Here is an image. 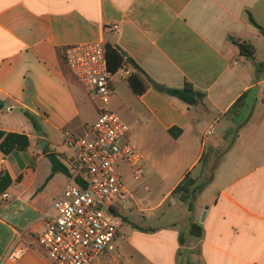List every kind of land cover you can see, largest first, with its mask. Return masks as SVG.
Here are the masks:
<instances>
[{
    "label": "crops",
    "instance_id": "1",
    "mask_svg": "<svg viewBox=\"0 0 264 264\" xmlns=\"http://www.w3.org/2000/svg\"><path fill=\"white\" fill-rule=\"evenodd\" d=\"M250 16L264 29V0H0V130L30 139L24 151H0V174L13 181L0 200V264H53L37 236L74 173L66 136L84 135L102 107L64 49L99 40L142 71L113 74L111 106L145 175L121 171L119 233L92 264H264V34ZM239 43L254 47V61ZM145 75L204 98L189 105ZM51 157L62 170L52 172ZM187 175L204 186L182 201L173 191ZM16 245L27 248L20 258L10 257Z\"/></svg>",
    "mask_w": 264,
    "mask_h": 264
},
{
    "label": "built area",
    "instance_id": "2",
    "mask_svg": "<svg viewBox=\"0 0 264 264\" xmlns=\"http://www.w3.org/2000/svg\"><path fill=\"white\" fill-rule=\"evenodd\" d=\"M64 56L86 91L99 96L101 114L84 135L67 134V142L75 150L74 173L62 195L53 201L55 214L45 216L46 228L37 240L53 264H92L106 254L119 233L116 209L128 197L120 163H127L136 182L144 178L145 169L143 155L135 145L120 146L130 128L111 106L113 74L106 42L66 46ZM26 249L16 245L10 257L20 258Z\"/></svg>",
    "mask_w": 264,
    "mask_h": 264
},
{
    "label": "trees",
    "instance_id": "3",
    "mask_svg": "<svg viewBox=\"0 0 264 264\" xmlns=\"http://www.w3.org/2000/svg\"><path fill=\"white\" fill-rule=\"evenodd\" d=\"M250 21L264 34V29L259 26L254 19L250 16ZM240 52L243 56L247 57L249 60H255V51L254 47L247 43H239ZM107 58L109 70L112 74H115L118 70L122 68L133 67L139 72H142L140 67L135 63V61L129 57H126V54L117 47H112L107 45ZM257 71H261L264 69V63L256 64ZM144 74V73H143ZM146 76V75H145ZM148 80V85H152L156 87L158 90L167 94L169 96L177 97L189 105H195L201 102L204 98V94L198 91H195L190 85H186L183 89H171L165 86H162L152 79L146 76ZM128 82L133 89V91L137 94H141L146 86H142L139 88L137 81L134 76H130L128 78ZM30 121L34 124L36 128H38V124L33 115L30 113H26ZM174 137L178 136L181 132L179 129H171L169 131ZM30 146L29 136L25 133H15V132H6L0 130V151L5 155H9L14 151H24L28 149ZM52 160V172H57L62 170V167L57 163V161L51 157ZM12 178L10 175L4 171L0 174V200L1 196L4 192L12 184ZM204 186V185H203ZM203 186H196L195 181L187 175L185 179L175 188L173 194L179 195L182 201L188 197V195H192L198 192ZM191 232L194 236L200 237L202 235V227L198 224H193L191 228Z\"/></svg>",
    "mask_w": 264,
    "mask_h": 264
},
{
    "label": "rangeland",
    "instance_id": "4",
    "mask_svg": "<svg viewBox=\"0 0 264 264\" xmlns=\"http://www.w3.org/2000/svg\"><path fill=\"white\" fill-rule=\"evenodd\" d=\"M98 101H99V104L102 106V103H101V100L100 99H98ZM116 112V111H115ZM116 114L122 119V121L124 122V123H126V121L124 120V118L122 117V115L120 114V113H118V112H116ZM127 124V123H126ZM127 143H132L133 145H134V142L133 141H131L129 138H125V139H123L122 141H121V143H120V146H124L125 144H127ZM121 165H120V168H119V171L121 172V171H126L127 169H129V167H128V165H127V163H125V162H121L120 163ZM143 164V163H142ZM143 166H144V164H143ZM122 173V172H121ZM157 188V187H156ZM119 217V216H118Z\"/></svg>",
    "mask_w": 264,
    "mask_h": 264
},
{
    "label": "water",
    "instance_id": "5",
    "mask_svg": "<svg viewBox=\"0 0 264 264\" xmlns=\"http://www.w3.org/2000/svg\"><path fill=\"white\" fill-rule=\"evenodd\" d=\"M207 210H208V206H206V207L204 208V212H203V214H202V216H201V222H204V219H205L206 214H207Z\"/></svg>",
    "mask_w": 264,
    "mask_h": 264
}]
</instances>
